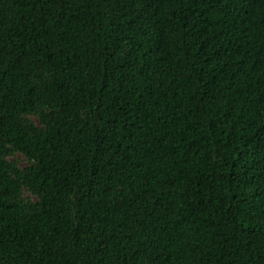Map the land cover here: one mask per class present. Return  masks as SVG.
I'll list each match as a JSON object with an SVG mask.
<instances>
[{
  "label": "trees",
  "instance_id": "1",
  "mask_svg": "<svg viewBox=\"0 0 264 264\" xmlns=\"http://www.w3.org/2000/svg\"><path fill=\"white\" fill-rule=\"evenodd\" d=\"M0 264H264V0H0Z\"/></svg>",
  "mask_w": 264,
  "mask_h": 264
},
{
  "label": "rangeland",
  "instance_id": "2",
  "mask_svg": "<svg viewBox=\"0 0 264 264\" xmlns=\"http://www.w3.org/2000/svg\"><path fill=\"white\" fill-rule=\"evenodd\" d=\"M21 162L24 163V160H22Z\"/></svg>",
  "mask_w": 264,
  "mask_h": 264
}]
</instances>
